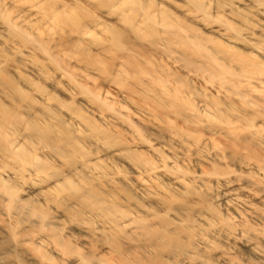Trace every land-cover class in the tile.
<instances>
[{
	"label": "rangeland",
	"instance_id": "1",
	"mask_svg": "<svg viewBox=\"0 0 264 264\" xmlns=\"http://www.w3.org/2000/svg\"><path fill=\"white\" fill-rule=\"evenodd\" d=\"M0 264H264V0H0Z\"/></svg>",
	"mask_w": 264,
	"mask_h": 264
},
{
	"label": "bare ground",
	"instance_id": "2",
	"mask_svg": "<svg viewBox=\"0 0 264 264\" xmlns=\"http://www.w3.org/2000/svg\"><path fill=\"white\" fill-rule=\"evenodd\" d=\"M101 1H102V2L104 1V2H105L106 0H101ZM107 3H108V2H107ZM66 20H67V18H66ZM130 24H131V23H130ZM131 26H132V25H131ZM131 29H133V28L131 27ZM133 31H134V30H133ZM111 36L114 37L115 40H117L118 38L122 37V32L112 31V32H111ZM121 39H122V38H121ZM118 40H119V39H118ZM115 42H116V41H115ZM117 42H118V41H117ZM119 43H120V42H119ZM121 43H122V42H121ZM121 43H120V44H121ZM6 83H7V82H6ZM11 86H12V85H11Z\"/></svg>",
	"mask_w": 264,
	"mask_h": 264
}]
</instances>
